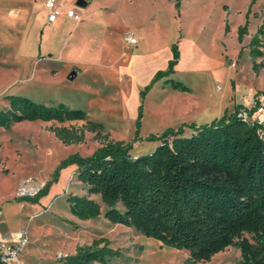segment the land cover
<instances>
[{"label": "rangeland", "instance_id": "1", "mask_svg": "<svg viewBox=\"0 0 264 264\" xmlns=\"http://www.w3.org/2000/svg\"><path fill=\"white\" fill-rule=\"evenodd\" d=\"M78 1L59 0L66 9H77L82 23L63 15L50 24L44 0H0V111L9 108L7 96H23L82 110L88 121L104 125L100 137L86 131L82 143L71 145L53 129L81 130L87 121L0 128V237L16 242L27 234L22 264H63L62 258L78 247L101 238L121 252L109 264H185L187 251L107 220L99 195L92 196L102 206L98 218L84 221L74 215L68 198L87 196L88 188L78 181L76 165L60 166L115 141L130 143L132 157L150 154L160 145L151 137L168 128L203 125L236 107L253 108L255 96L264 93V69L253 70L254 62L264 64V34L259 36L262 57H251L250 43L264 25V0L252 7V0H182L179 9L176 0H84V8ZM247 20L240 42L238 31ZM126 34L137 38V45H129ZM174 47L180 54L175 73L143 97L154 76L168 70ZM178 82L190 90H175L172 84ZM258 100L261 109L247 119L264 124V96ZM47 183L49 190L38 201L20 200ZM24 185L31 193L22 191ZM117 209L124 211L121 203ZM241 261L240 249L232 246L197 264Z\"/></svg>", "mask_w": 264, "mask_h": 264}, {"label": "trees", "instance_id": "2", "mask_svg": "<svg viewBox=\"0 0 264 264\" xmlns=\"http://www.w3.org/2000/svg\"><path fill=\"white\" fill-rule=\"evenodd\" d=\"M257 0H252L251 7ZM182 0H176L180 8ZM248 16V15H247ZM248 20L240 27L239 41L247 33ZM264 25L250 43L252 58L263 56L259 38ZM228 27L226 32H228ZM180 54L174 47L167 71H159L141 91L145 95L154 84L175 73ZM263 63H253L258 74ZM178 91L190 89L173 83ZM236 107L210 123H184L178 129L168 128L151 139L160 145L150 154L132 157L131 144L110 142L92 155H75L65 160L60 169L76 165L78 181L86 185L87 196H70V211L81 220L96 219L102 206L92 196L99 195L107 211L105 218L113 224L135 229L164 246L189 253L185 264L210 261L229 247L241 251V264H264V124L250 122L261 108ZM9 108L0 111V128L23 122L87 121L81 130L60 127L53 129L65 145L82 143L85 132L101 136L104 125L88 121L82 110L67 105L47 106L23 96H7ZM139 108L137 128L141 124ZM190 136H184L185 129ZM138 133V131H137ZM47 183L35 196L20 200L38 201L49 190ZM121 203L124 211L117 205ZM250 235L252 241L245 237ZM121 252L107 239L80 246L75 254L62 258L63 264H109Z\"/></svg>", "mask_w": 264, "mask_h": 264}, {"label": "built area", "instance_id": "3", "mask_svg": "<svg viewBox=\"0 0 264 264\" xmlns=\"http://www.w3.org/2000/svg\"><path fill=\"white\" fill-rule=\"evenodd\" d=\"M44 3L47 10L49 11L48 22L50 24L57 22V20L63 17V15L71 20L76 21L78 24L83 22L82 16L77 9L70 8L66 9L64 12V6L59 2V0H44ZM125 41L132 46L137 45L138 43L137 38L131 34L125 35ZM24 189L30 190L26 185L22 187V191ZM23 192L31 193L26 191ZM28 243L29 239L26 233H22L19 242L14 245L0 240V264H22L20 260V254Z\"/></svg>", "mask_w": 264, "mask_h": 264}, {"label": "crops", "instance_id": "4", "mask_svg": "<svg viewBox=\"0 0 264 264\" xmlns=\"http://www.w3.org/2000/svg\"><path fill=\"white\" fill-rule=\"evenodd\" d=\"M63 6H64V4H63ZM64 10H66L65 6H64ZM146 84H147V83H144V85H146ZM147 85H148V84H147ZM197 125H199V124H197ZM192 133H193V131H191V132H187V130L185 129L184 136H190ZM20 238H21V237H20ZM0 240L5 241V239H4V238H1V237H0ZM19 240H20V239H19ZM19 240L16 241V242H7V241H5V242L14 245V244H17V243L19 242Z\"/></svg>", "mask_w": 264, "mask_h": 264}, {"label": "water", "instance_id": "5", "mask_svg": "<svg viewBox=\"0 0 264 264\" xmlns=\"http://www.w3.org/2000/svg\"><path fill=\"white\" fill-rule=\"evenodd\" d=\"M77 6H78V7H81V8H84V7L87 6V4H86V2H85L84 0H79V1L77 2ZM74 77H75V75L72 74V75L70 76V79H73Z\"/></svg>", "mask_w": 264, "mask_h": 264}, {"label": "bare ground", "instance_id": "6", "mask_svg": "<svg viewBox=\"0 0 264 264\" xmlns=\"http://www.w3.org/2000/svg\"><path fill=\"white\" fill-rule=\"evenodd\" d=\"M23 191L29 192L27 189L26 190L24 189Z\"/></svg>", "mask_w": 264, "mask_h": 264}]
</instances>
